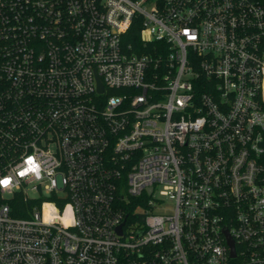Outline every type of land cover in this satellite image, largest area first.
Instances as JSON below:
<instances>
[{
  "label": "built area",
  "instance_id": "obj_1",
  "mask_svg": "<svg viewBox=\"0 0 264 264\" xmlns=\"http://www.w3.org/2000/svg\"><path fill=\"white\" fill-rule=\"evenodd\" d=\"M0 264H264V1L0 0Z\"/></svg>",
  "mask_w": 264,
  "mask_h": 264
},
{
  "label": "trees",
  "instance_id": "obj_2",
  "mask_svg": "<svg viewBox=\"0 0 264 264\" xmlns=\"http://www.w3.org/2000/svg\"><path fill=\"white\" fill-rule=\"evenodd\" d=\"M262 1H264V0H262ZM131 31H132L131 33H133L135 36L134 38H136L137 40L140 39V32H141L140 26L138 27V25H134L132 27ZM17 215L25 216L26 214L25 213H17Z\"/></svg>",
  "mask_w": 264,
  "mask_h": 264
},
{
  "label": "rangeland",
  "instance_id": "obj_3",
  "mask_svg": "<svg viewBox=\"0 0 264 264\" xmlns=\"http://www.w3.org/2000/svg\"><path fill=\"white\" fill-rule=\"evenodd\" d=\"M37 193L36 192H34V191H31L30 192V195H36ZM155 197H159V198H163L164 197V199L166 198V195L164 194V193H162V192H160V191H156L155 192ZM166 201L168 202L169 200L168 199H166Z\"/></svg>",
  "mask_w": 264,
  "mask_h": 264
},
{
  "label": "snow or ice",
  "instance_id": "obj_4",
  "mask_svg": "<svg viewBox=\"0 0 264 264\" xmlns=\"http://www.w3.org/2000/svg\"><path fill=\"white\" fill-rule=\"evenodd\" d=\"M5 183H7V182L5 181Z\"/></svg>",
  "mask_w": 264,
  "mask_h": 264
},
{
  "label": "water",
  "instance_id": "obj_5",
  "mask_svg": "<svg viewBox=\"0 0 264 264\" xmlns=\"http://www.w3.org/2000/svg\"><path fill=\"white\" fill-rule=\"evenodd\" d=\"M233 244V243H232Z\"/></svg>",
  "mask_w": 264,
  "mask_h": 264
}]
</instances>
